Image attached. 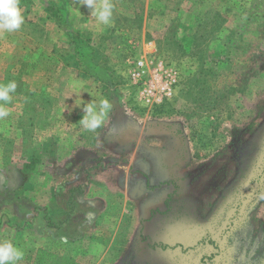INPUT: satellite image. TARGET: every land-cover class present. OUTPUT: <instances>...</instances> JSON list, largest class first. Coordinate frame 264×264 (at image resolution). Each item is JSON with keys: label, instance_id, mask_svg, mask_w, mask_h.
I'll return each instance as SVG.
<instances>
[{"label": "rangeland", "instance_id": "374dc122", "mask_svg": "<svg viewBox=\"0 0 264 264\" xmlns=\"http://www.w3.org/2000/svg\"><path fill=\"white\" fill-rule=\"evenodd\" d=\"M112 3L105 26L80 0H20L0 33V83L17 84L0 236L19 264H264V0ZM137 59L171 94L144 99ZM104 98L86 131L77 105Z\"/></svg>", "mask_w": 264, "mask_h": 264}, {"label": "clouds", "instance_id": "9594fccd", "mask_svg": "<svg viewBox=\"0 0 264 264\" xmlns=\"http://www.w3.org/2000/svg\"><path fill=\"white\" fill-rule=\"evenodd\" d=\"M91 15L100 24L111 26L114 4L112 0H80ZM24 23L20 0H0V33H11L21 28ZM17 84L14 80L0 83V120L10 115L8 104L11 94L15 93ZM82 106L83 115L79 120L80 126L86 131L94 132L101 128L108 118L112 105L109 99H101L99 105L94 102L84 103L82 100L77 107ZM24 258V251L11 240L0 241V264H19Z\"/></svg>", "mask_w": 264, "mask_h": 264}, {"label": "built area", "instance_id": "2783aa9c", "mask_svg": "<svg viewBox=\"0 0 264 264\" xmlns=\"http://www.w3.org/2000/svg\"><path fill=\"white\" fill-rule=\"evenodd\" d=\"M129 70L131 78L136 84L140 85L142 96L149 103L160 101L163 97L171 94L172 87L177 82L175 77L163 72H161L159 79L148 77V73L146 74V72L149 70L142 59L134 60L133 66Z\"/></svg>", "mask_w": 264, "mask_h": 264}, {"label": "trees", "instance_id": "16d2710c", "mask_svg": "<svg viewBox=\"0 0 264 264\" xmlns=\"http://www.w3.org/2000/svg\"><path fill=\"white\" fill-rule=\"evenodd\" d=\"M52 13H55V12H52ZM218 14V13H217ZM68 34H69V36L71 37V39H72V41H71V45L73 46V49L75 50V51H77V53H81V51H91V47L88 45V44H86L85 42H84V40L81 38V35H80V38L79 39H77V38H75L74 36H71V34L68 32ZM78 34H80V32L78 33ZM90 47V48H89ZM94 68V70L95 71H97V67H93ZM210 242H213V240H209ZM160 245V247H162V248H166V247H169V246H167L166 244H159ZM44 251V253H46V251L45 250H43ZM37 256H38V254H37ZM39 258H40V253H39ZM37 259H38V257H37ZM42 259V258H41ZM40 259V260H41ZM55 262V261H54Z\"/></svg>", "mask_w": 264, "mask_h": 264}, {"label": "crops", "instance_id": "0c3cea01", "mask_svg": "<svg viewBox=\"0 0 264 264\" xmlns=\"http://www.w3.org/2000/svg\"><path fill=\"white\" fill-rule=\"evenodd\" d=\"M2 226H3V224L1 225V227H2ZM1 227H0V228H1ZM3 240H11L14 244L18 243V242H17V239H14L12 236H11L10 238H8V237H4V238H3V237L0 236V241H3ZM32 253H33V252H29L28 254L32 255ZM30 255H26L25 258H26V259H29V258H30ZM33 255H36V253L34 252Z\"/></svg>", "mask_w": 264, "mask_h": 264}]
</instances>
